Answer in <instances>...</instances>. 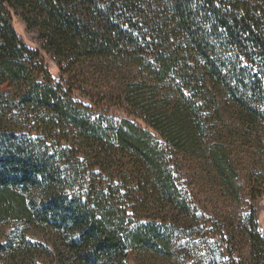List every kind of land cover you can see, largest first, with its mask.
I'll return each mask as SVG.
<instances>
[{"label": "trees", "instance_id": "trees-1", "mask_svg": "<svg viewBox=\"0 0 264 264\" xmlns=\"http://www.w3.org/2000/svg\"><path fill=\"white\" fill-rule=\"evenodd\" d=\"M11 11L39 31L62 82ZM101 82L102 99L147 127L74 99ZM247 150L264 151V0H0V264L212 259L179 169L203 160L237 202ZM253 177L255 200L264 184Z\"/></svg>", "mask_w": 264, "mask_h": 264}, {"label": "rangeland", "instance_id": "rangeland-1", "mask_svg": "<svg viewBox=\"0 0 264 264\" xmlns=\"http://www.w3.org/2000/svg\"><path fill=\"white\" fill-rule=\"evenodd\" d=\"M12 25L25 42V44L41 53L42 60L45 63L51 77L55 82H62L60 68L55 57L43 50L39 31L29 29L28 25L17 11H11ZM91 83L86 86V90L92 93L87 96L82 92L75 90L73 97L75 100L89 106L93 110V115L97 118L106 117L121 119L130 118L132 121L147 127L143 121L131 114L125 106L117 105L112 99H102L100 90L107 92V83ZM66 88L70 87L64 84ZM9 86L3 87V91H10ZM240 144V143H239ZM243 145H240V151H244ZM262 156L255 155L258 160V168L255 167L256 158L251 151L239 154L240 165V183L243 186L241 198L234 202L226 198L218 186L216 178L210 172L207 164L203 160H192L183 157L180 166V176L182 184L187 193L194 200L199 211L198 225L200 228L211 230V236L216 243L212 259L204 260L201 257L188 258L183 264H264V256L253 253V247L248 234L250 223L247 220L251 205L255 207V221L257 229L262 238H264V192L261 197L253 200L248 191L253 175L254 182L259 181V186L264 184V151ZM264 190V185H263ZM203 216V217H202ZM208 219V220H207ZM10 227L8 228V230ZM228 247V250L225 248ZM220 251V253H219Z\"/></svg>", "mask_w": 264, "mask_h": 264}]
</instances>
